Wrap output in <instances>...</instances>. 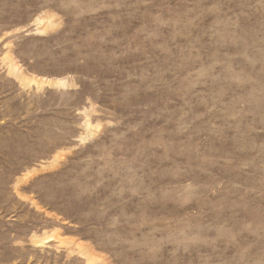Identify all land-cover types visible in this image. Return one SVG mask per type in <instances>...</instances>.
I'll list each match as a JSON object with an SVG mask.
<instances>
[{"label": "rangeland", "instance_id": "374dc122", "mask_svg": "<svg viewBox=\"0 0 264 264\" xmlns=\"http://www.w3.org/2000/svg\"><path fill=\"white\" fill-rule=\"evenodd\" d=\"M0 264H264V0H0Z\"/></svg>", "mask_w": 264, "mask_h": 264}]
</instances>
